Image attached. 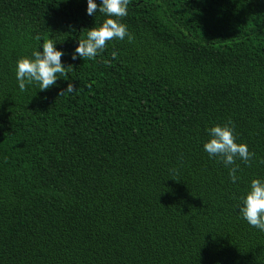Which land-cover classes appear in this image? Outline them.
Returning a JSON list of instances; mask_svg holds the SVG:
<instances>
[{"label": "trees", "instance_id": "16d2710c", "mask_svg": "<svg viewBox=\"0 0 264 264\" xmlns=\"http://www.w3.org/2000/svg\"><path fill=\"white\" fill-rule=\"evenodd\" d=\"M85 7L0 0V264H264L237 209L264 178V0H127L131 39L71 60L104 19ZM48 37L63 75L20 92ZM228 121L253 153L235 182L202 149Z\"/></svg>", "mask_w": 264, "mask_h": 264}, {"label": "clouds", "instance_id": "9594fccd", "mask_svg": "<svg viewBox=\"0 0 264 264\" xmlns=\"http://www.w3.org/2000/svg\"><path fill=\"white\" fill-rule=\"evenodd\" d=\"M85 14L93 16L99 12L104 19L98 26L88 28L85 38L77 41L71 60L79 58H93L105 47L106 41L113 38L131 39L126 25L119 21L127 15V0H85ZM55 42L49 37L39 44V50L33 49L29 56H21L15 61V80L20 92H24L26 85H34L40 91L53 86L63 75L66 67L62 66L61 57L65 53L55 47ZM60 74V75H57ZM73 92L71 83H67L63 93ZM60 94V95H61ZM206 139L202 141V149L210 159L216 158L228 169L229 180L238 179L239 165L237 159L245 165L251 160L253 153L245 143H236L231 121L224 124H212L204 129ZM239 217L249 226L264 233V178H252L246 190L237 198Z\"/></svg>", "mask_w": 264, "mask_h": 264}]
</instances>
